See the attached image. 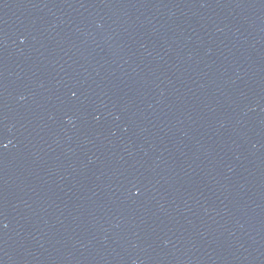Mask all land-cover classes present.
<instances>
[{"label": "water", "instance_id": "1", "mask_svg": "<svg viewBox=\"0 0 264 264\" xmlns=\"http://www.w3.org/2000/svg\"><path fill=\"white\" fill-rule=\"evenodd\" d=\"M0 264H264V0H0Z\"/></svg>", "mask_w": 264, "mask_h": 264}]
</instances>
